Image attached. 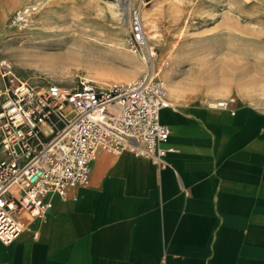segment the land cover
I'll return each instance as SVG.
<instances>
[{"label":"crops","instance_id":"crops-1","mask_svg":"<svg viewBox=\"0 0 264 264\" xmlns=\"http://www.w3.org/2000/svg\"><path fill=\"white\" fill-rule=\"evenodd\" d=\"M232 107L162 109L163 165L98 151L75 197L48 194L0 242V264H264V104Z\"/></svg>","mask_w":264,"mask_h":264},{"label":"rangeland","instance_id":"rangeland-1","mask_svg":"<svg viewBox=\"0 0 264 264\" xmlns=\"http://www.w3.org/2000/svg\"><path fill=\"white\" fill-rule=\"evenodd\" d=\"M137 5L172 107L229 95L264 104V0H0V61L36 85L140 76L130 66L141 65L146 50L127 42ZM112 10L120 13L118 31ZM77 28L94 45H72Z\"/></svg>","mask_w":264,"mask_h":264},{"label":"built area","instance_id":"built-area-1","mask_svg":"<svg viewBox=\"0 0 264 264\" xmlns=\"http://www.w3.org/2000/svg\"><path fill=\"white\" fill-rule=\"evenodd\" d=\"M128 45L147 46L151 68L128 80L80 77L74 85H36L21 78L9 61H0V242L9 244L26 229L23 218H43L51 193L75 197L88 183L98 151H129L159 164L170 127L160 111L172 104L155 71L141 7L132 8ZM234 96L208 106L234 113Z\"/></svg>","mask_w":264,"mask_h":264},{"label":"bare ground","instance_id":"bare-ground-1","mask_svg":"<svg viewBox=\"0 0 264 264\" xmlns=\"http://www.w3.org/2000/svg\"><path fill=\"white\" fill-rule=\"evenodd\" d=\"M131 1V0H130ZM134 2V1H133ZM110 4H114V3H111ZM131 4V2H130ZM114 8V7H113ZM112 16L114 17V20H115V23H116V29L117 31L121 29V24H120V20H121V17H120V13L115 11V10H112ZM119 24V25H118ZM110 27V26H109ZM154 31V30H153ZM155 32V31H154ZM86 30L84 29H81V28H77L75 30L72 31V34L69 36L70 37V43L74 46L77 47L78 50L80 49H83L87 46H89L90 44L94 45V43H92L89 39L85 38V34H86ZM153 33V32H152ZM155 36V34H152V37ZM122 42V41H121ZM123 45V44H122ZM125 45V44H124ZM143 48L146 50L147 46H143ZM77 50V51H78ZM142 58L144 59V61L141 62V65H138V64H134L132 62V65L130 66V71L135 73L136 72H141L142 74L146 73L148 70H149V64H148V58L146 55H142ZM128 69V70H129ZM127 70V69H126ZM124 71L123 69L121 70V72ZM126 72V71H125ZM131 74V73H130ZM107 75V74H105ZM117 75V74H116ZM115 75V77H117ZM119 75V74H118ZM122 75V73H120L119 77ZM132 75V74H131ZM103 76V74H102ZM126 76V74H125ZM125 76H122V77H125ZM106 77V76H105ZM130 77V76H129ZM101 78V77H100ZM121 78V77H120ZM118 78V79H120ZM127 78V77H126ZM130 79V78H129ZM171 84V83H170ZM169 84V85H170ZM172 85V84H171ZM174 85V84H173ZM176 85V84H175ZM170 89V88H169ZM174 90V89H173ZM175 92V91H174ZM173 93V92H172ZM175 95V94H174ZM211 96V95H210ZM170 108H173L172 105L170 106ZM177 110V109H176ZM172 111V110H171ZM180 115V114H179ZM173 116V115H172ZM173 118V117H172ZM172 120V119H171ZM169 121V120H168ZM176 130V129H175ZM177 131V130H176ZM182 133V132H181ZM176 134V133H175ZM178 134V133H177ZM171 137V136H170Z\"/></svg>","mask_w":264,"mask_h":264}]
</instances>
